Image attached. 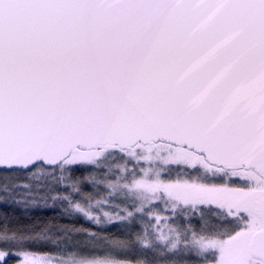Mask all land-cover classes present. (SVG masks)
<instances>
[{"label":"snow or ice","instance_id":"obj_1","mask_svg":"<svg viewBox=\"0 0 264 264\" xmlns=\"http://www.w3.org/2000/svg\"><path fill=\"white\" fill-rule=\"evenodd\" d=\"M0 264H264V0H0Z\"/></svg>","mask_w":264,"mask_h":264},{"label":"trees","instance_id":"obj_2","mask_svg":"<svg viewBox=\"0 0 264 264\" xmlns=\"http://www.w3.org/2000/svg\"><path fill=\"white\" fill-rule=\"evenodd\" d=\"M38 215H42L45 217H49V216H56L58 215V211H51V210H45L41 213H37Z\"/></svg>","mask_w":264,"mask_h":264}]
</instances>
